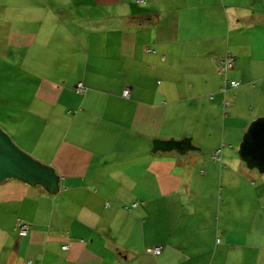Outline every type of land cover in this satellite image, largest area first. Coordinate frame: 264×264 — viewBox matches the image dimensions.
<instances>
[{"label": "crops", "instance_id": "crops-1", "mask_svg": "<svg viewBox=\"0 0 264 264\" xmlns=\"http://www.w3.org/2000/svg\"><path fill=\"white\" fill-rule=\"evenodd\" d=\"M0 71L13 140L60 175L0 182V264H264V172L238 153L264 0H0Z\"/></svg>", "mask_w": 264, "mask_h": 264}, {"label": "water", "instance_id": "water-1", "mask_svg": "<svg viewBox=\"0 0 264 264\" xmlns=\"http://www.w3.org/2000/svg\"><path fill=\"white\" fill-rule=\"evenodd\" d=\"M158 149L185 151L195 149L190 138L181 140H157ZM239 156L250 168L264 172V117L250 122L238 150ZM14 178L31 186L40 185L50 194L60 189V175L55 168L23 150L0 127V182Z\"/></svg>", "mask_w": 264, "mask_h": 264}, {"label": "built area", "instance_id": "built-area-1", "mask_svg": "<svg viewBox=\"0 0 264 264\" xmlns=\"http://www.w3.org/2000/svg\"><path fill=\"white\" fill-rule=\"evenodd\" d=\"M137 1H141V0H137ZM232 63H233V58L231 56H227L226 58L222 59L219 65V71L225 73L227 69L232 67ZM230 85L232 87H235L237 85H239V81L237 80H224V85L222 86L221 90L222 91H226V87ZM76 92L82 94L85 92V87L81 84L78 83L75 87ZM122 95L125 97L129 96V88L125 87L122 91ZM224 102V106L227 105L229 102L228 101H223ZM216 159H218V157H215ZM17 231L20 235H26L29 230H30V224H28L27 222H25L23 219L18 218L17 221ZM64 247H67L66 245ZM162 246L161 245H156V246H152L148 249L149 252L157 254L161 251Z\"/></svg>", "mask_w": 264, "mask_h": 264}, {"label": "rangeland", "instance_id": "rangeland-1", "mask_svg": "<svg viewBox=\"0 0 264 264\" xmlns=\"http://www.w3.org/2000/svg\"><path fill=\"white\" fill-rule=\"evenodd\" d=\"M3 75H6L8 80L11 79L12 75L10 74H7V73H4L3 71H0V82H3ZM28 95H30L29 93H27ZM11 96H14L15 95V92H12L10 93ZM221 108H222V104H221ZM15 110H12V109H9V108H6V109H0V127L2 129H7L5 130L13 139V135H14V130L12 131V125H13V121L14 118L11 117H5L8 113H14ZM23 149V148H22ZM24 150V149H23ZM26 151V150H25ZM27 153H29L28 151H26ZM30 154V153H29ZM31 155V154H30ZM34 157V156H33ZM36 158V157H35ZM38 159V158H37Z\"/></svg>", "mask_w": 264, "mask_h": 264}]
</instances>
